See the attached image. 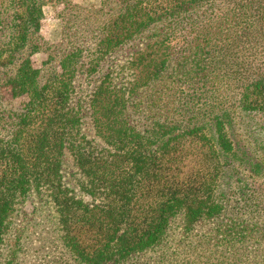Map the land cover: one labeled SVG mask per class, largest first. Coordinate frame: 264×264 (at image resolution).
Wrapping results in <instances>:
<instances>
[{
	"label": "trees",
	"instance_id": "1",
	"mask_svg": "<svg viewBox=\"0 0 264 264\" xmlns=\"http://www.w3.org/2000/svg\"><path fill=\"white\" fill-rule=\"evenodd\" d=\"M112 1L62 0L47 43L45 0H0V264L30 197L56 234L45 264H227L215 245L242 228L190 237L224 212L232 122L264 121V0Z\"/></svg>",
	"mask_w": 264,
	"mask_h": 264
},
{
	"label": "rangeland",
	"instance_id": "2",
	"mask_svg": "<svg viewBox=\"0 0 264 264\" xmlns=\"http://www.w3.org/2000/svg\"><path fill=\"white\" fill-rule=\"evenodd\" d=\"M87 7L99 8L101 0H70ZM121 0H113L112 5H118ZM64 3L62 0H45L43 6V18L40 22V34L44 42H57L60 38L62 23L58 14L62 12ZM46 59L44 51L32 56L33 65L42 66ZM6 100V99H5ZM20 102L6 100V106L15 107ZM254 112L240 113L229 127V134L238 153L232 157L220 175L217 192L222 195L221 202L225 204L224 212L214 221H204L197 224L191 231L193 235H210L216 232L217 223L224 224L231 221L245 234V239L229 246L215 245L220 253L228 255L227 264H264V231L257 228L264 226V134L260 131L264 122L259 114ZM91 137V129L86 124L82 129ZM243 155V156H242ZM71 163V161H70ZM259 163V165H256ZM72 164V163H71ZM71 164L68 165L71 168ZM263 167L261 173H256L254 168ZM73 170V167H72ZM69 170L66 173L68 183ZM30 197L26 201L25 214L18 216L14 228L10 231L7 242L18 243L17 264H45L49 258L48 253L54 248L49 245L45 237H53L51 221L46 219V207L43 200ZM33 206L36 207L35 211ZM176 229V234H178ZM17 240V242H16ZM220 242L219 240H216ZM55 253H59L55 251ZM240 256L238 261L236 258ZM242 256V257H241ZM64 263V261H63Z\"/></svg>",
	"mask_w": 264,
	"mask_h": 264
}]
</instances>
